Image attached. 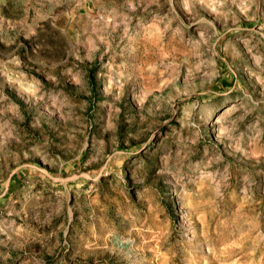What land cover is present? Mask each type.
<instances>
[{
    "label": "rangeland",
    "instance_id": "1",
    "mask_svg": "<svg viewBox=\"0 0 264 264\" xmlns=\"http://www.w3.org/2000/svg\"><path fill=\"white\" fill-rule=\"evenodd\" d=\"M0 264H264V0H0Z\"/></svg>",
    "mask_w": 264,
    "mask_h": 264
}]
</instances>
